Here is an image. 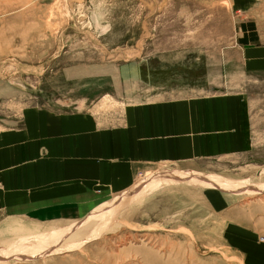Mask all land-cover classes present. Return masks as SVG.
Instances as JSON below:
<instances>
[{
    "label": "rangeland",
    "instance_id": "374dc122",
    "mask_svg": "<svg viewBox=\"0 0 264 264\" xmlns=\"http://www.w3.org/2000/svg\"><path fill=\"white\" fill-rule=\"evenodd\" d=\"M231 36L229 9L215 0H0V127L28 105L108 108L163 87L227 86L247 97L254 132L243 157L159 163L73 219L13 218L30 231H0V264H244L200 194L216 175L241 202L264 198V164L244 165L264 163V74L215 78Z\"/></svg>",
    "mask_w": 264,
    "mask_h": 264
},
{
    "label": "crops",
    "instance_id": "0c3cea01",
    "mask_svg": "<svg viewBox=\"0 0 264 264\" xmlns=\"http://www.w3.org/2000/svg\"><path fill=\"white\" fill-rule=\"evenodd\" d=\"M215 1L232 18L230 48L222 51L215 78L264 74V0ZM225 87L177 95L163 87L108 108L23 107L0 127V217L9 220L0 231H30L14 228L13 218L44 224L85 214L159 163L201 169L202 162L249 154L248 99ZM252 164L264 163H244ZM214 177L200 194L221 218V238L244 264H264V198L241 202L218 186L222 177Z\"/></svg>",
    "mask_w": 264,
    "mask_h": 264
}]
</instances>
